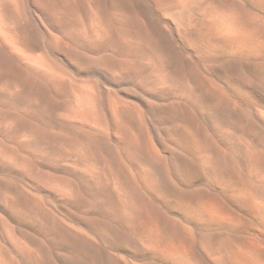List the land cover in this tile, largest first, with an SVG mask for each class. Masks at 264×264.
Returning <instances> with one entry per match:
<instances>
[{
  "label": "bare ground",
  "instance_id": "bare-ground-1",
  "mask_svg": "<svg viewBox=\"0 0 264 264\" xmlns=\"http://www.w3.org/2000/svg\"><path fill=\"white\" fill-rule=\"evenodd\" d=\"M0 264H264V0H0Z\"/></svg>",
  "mask_w": 264,
  "mask_h": 264
}]
</instances>
